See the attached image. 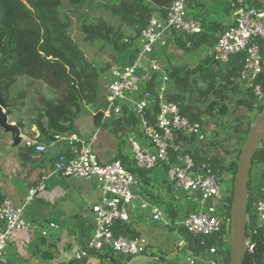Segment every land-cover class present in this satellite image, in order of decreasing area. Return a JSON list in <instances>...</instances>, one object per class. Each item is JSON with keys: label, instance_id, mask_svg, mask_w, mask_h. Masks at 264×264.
I'll list each match as a JSON object with an SVG mask.
<instances>
[{"label": "trees", "instance_id": "16d2710c", "mask_svg": "<svg viewBox=\"0 0 264 264\" xmlns=\"http://www.w3.org/2000/svg\"><path fill=\"white\" fill-rule=\"evenodd\" d=\"M172 2L173 0H0V94L5 103L9 102L10 90L18 78L26 77L32 81L44 82L50 88L51 94L49 97L40 96L42 108L35 107V118L31 121L36 123L41 140L46 143H51L57 136L68 133L72 129L77 111L84 105L89 106L96 102L99 77L116 63L119 55L133 46L153 15L165 16ZM92 12L107 15L108 19L93 16ZM74 24H77L80 42L89 49L110 53V62L95 63L90 60L81 48V43L70 34ZM216 41L214 35L204 32L184 37L179 35L175 39L177 47L187 52L201 46L211 48ZM259 45L264 67V41H259ZM244 60L245 54L240 53L230 57L226 64L220 65L215 63L211 56H207L193 66L169 67V77L176 92L168 94V99L178 105L181 114L190 122L200 124L203 133L201 138L200 133L178 134L175 140L178 151H170L172 162H175L178 155L188 154L193 160L195 172H201L202 167L207 166L220 180L227 172L232 176V183L234 182L241 150L237 157L226 165L225 160L211 156L209 149L199 148V145L204 143L207 132L205 129L210 126V121L218 125L219 121L229 115L231 106L248 111L262 110L261 106L264 105L255 106L258 98L254 95L252 86L261 85V93L264 94V74L259 75L252 86L242 85L239 78ZM19 95L25 96V92ZM8 106L5 111L7 116L11 114ZM17 106L16 100L15 109ZM124 114L128 116V121L137 124L134 114L133 118L127 110H124ZM101 118L102 114L96 112L95 126H100ZM120 119L114 124L117 130L122 132L124 127ZM31 121L29 122L32 123ZM28 123L19 121L17 127L23 129ZM241 124L243 123L237 127L240 128ZM250 127L251 125H248L246 131L235 134L240 137L239 141L247 136ZM236 130L235 128V132ZM228 155L226 152L225 156ZM256 162L261 164L264 175V148H260L254 155L252 163ZM250 174L251 170L249 176ZM2 200L3 195L0 193V203ZM253 201L249 180L248 218V209ZM124 226L115 223L112 228L114 236L130 239L137 237L136 233ZM249 230H255V234L251 236L254 250L246 252L242 264H264V225L257 226L251 221L246 226L247 233ZM186 234L193 256L197 258L204 250L216 247L218 264H229L230 249L226 252L220 250L227 243L225 228L218 234L207 237ZM92 252L90 254L95 255L101 264H122V261L130 259L109 250L105 251V254L102 251ZM66 264H86V260L75 259ZM192 264L201 263L194 261Z\"/></svg>", "mask_w": 264, "mask_h": 264}, {"label": "built area", "instance_id": "2783aa9c", "mask_svg": "<svg viewBox=\"0 0 264 264\" xmlns=\"http://www.w3.org/2000/svg\"><path fill=\"white\" fill-rule=\"evenodd\" d=\"M192 0H173L163 17L153 15L147 26L141 31L135 42L136 53L133 63L114 64L109 69L111 81L108 85L106 107L100 109L103 118L111 116L120 118L124 110H129L137 119V126L148 144L142 147L133 134L128 138L134 169L144 172L153 170L157 165H167L171 173L169 184L176 194L188 197L194 202L210 203L205 209L190 210L185 218L176 224L192 236H213L222 229L230 233V210L232 189L222 186V181L207 166L201 172L194 171L190 155H178L175 162L170 160V151H178L175 143L178 134L196 135L201 132V125L190 122L183 116L178 105L167 97V84L170 77L167 71L152 59L155 46L164 33L175 32L177 35H196L202 32L203 21L188 14ZM229 3L231 23L217 36L212 47L211 57L217 64L224 65L229 58L245 54L244 67L239 78L242 85L252 86L259 75L264 74L259 41H264V3L256 0H227ZM144 72L138 75L142 65ZM155 75L151 89L153 102H147L137 96L139 88L148 86ZM155 86V88H154ZM253 93L261 98V85H253ZM56 139H62L57 136ZM69 152L60 153L54 164V174L76 180L95 178L99 183L103 197L91 207L93 234L84 248L76 254V260L87 256L88 251H112L123 257H135L143 254L147 248L145 238L133 239L114 236L112 228L115 223L128 221V208L134 201L133 188L137 179L119 159L102 163L89 145H82L77 151L73 147L80 143L73 135L63 139ZM26 149L35 153L46 152V146L33 138H22ZM255 170L249 176L250 191L254 198L247 224L254 221L257 226L264 225V175L262 166L255 163ZM45 188L44 180L28 189L26 204ZM197 195V197H196ZM144 207V206H143ZM152 219L168 227L169 222L157 208L150 210ZM0 264H5L6 250L13 237L28 226L23 216V209L14 207L10 198H3L0 203ZM255 230L246 235V252L254 250L251 236ZM218 249L210 247L192 260L201 264H218Z\"/></svg>", "mask_w": 264, "mask_h": 264}, {"label": "crops", "instance_id": "0c3cea01", "mask_svg": "<svg viewBox=\"0 0 264 264\" xmlns=\"http://www.w3.org/2000/svg\"><path fill=\"white\" fill-rule=\"evenodd\" d=\"M212 1L192 0L187 11L191 16L194 14L204 22L202 32L217 38L231 23V14L228 10L224 17H220L216 14ZM176 37L179 35L175 32H165L161 41L155 46L152 56V59L168 74L171 66H193L199 60L211 56L212 47L207 46L198 47L190 52L180 50L175 42ZM135 53L134 43L130 49L117 57L114 64L133 63ZM138 70V75H141L144 66H140ZM110 81L111 75L108 70L99 77L96 102L89 106L84 105L80 111H77L72 129L61 135L62 139H55L51 143L42 141L36 123L31 121L34 120L35 114L27 115L26 123L29 121L32 123L29 122L23 129H19L21 140L23 137L36 139L46 146L45 153L38 154L26 149L22 142L19 146L13 147L11 141L7 153L3 154V163L0 164V193L3 198H10L14 207L23 209L24 220L28 224L27 228L16 234L9 243L5 264H66L75 260L76 254L91 238L93 234L91 207L103 197L99 183L95 178L76 180L54 174L57 156L69 152L68 144L63 139L73 135L80 140V143L73 147V151H77L82 145H89L100 162L119 159L130 172L133 171L131 173L137 179V184L133 188L135 199L128 208V221L118 223L136 233L137 237L145 238L150 252L151 250L159 252L162 248L170 250L172 246L166 243L169 232L178 229L176 224L182 221L190 210L205 209L210 204L200 206L198 202L176 194L169 184L171 170L167 165H157L153 170L141 173L134 169L129 157L131 152L128 138L133 134L142 147H148V144L137 124L128 121V116L124 112V116L120 117L123 119L113 116L104 119L102 115L100 126H95L94 115L106 107ZM166 87L167 94L176 92L171 80ZM137 96L142 97L139 94ZM131 114L130 112L129 116ZM130 117L133 118V114ZM119 119L124 127L122 132L118 131L114 124ZM42 180L45 184L44 190L38 192L33 200L26 204L28 189L37 186ZM221 181L223 184L226 182L224 184L226 188L232 189L231 174L226 172ZM152 207L162 212L163 217L170 224L168 227H163L160 222L152 219L150 212ZM1 228L0 223V230ZM177 247L187 248L190 258L192 257V260L196 258L187 243L178 242ZM90 252L92 251H88L87 256L83 258L86 264H101L100 260ZM168 255L169 253L163 252L165 259H158L152 253L151 258L154 259L152 263H167ZM171 256L176 257V255Z\"/></svg>", "mask_w": 264, "mask_h": 264}, {"label": "rangeland", "instance_id": "374dc122", "mask_svg": "<svg viewBox=\"0 0 264 264\" xmlns=\"http://www.w3.org/2000/svg\"><path fill=\"white\" fill-rule=\"evenodd\" d=\"M212 2H213L212 5L214 7L216 14H219L220 17H224L226 13L228 12V10H230L229 3L227 2V0H213ZM91 14L93 16H103L99 14V12H92ZM103 17L108 19L107 15H104ZM192 17L198 18L194 14L192 15ZM70 34L73 38H75L78 42H80L81 36L77 29V24H74ZM81 48L86 52L90 60L94 61L95 63L110 62V55H109L110 53L108 52H99L94 49H89L87 48V46H85L82 43H81ZM23 91L25 92V96H20L19 94ZM10 92H11L10 99H9V102L6 104L9 105L8 107L11 110V114L7 117H8V121L15 126H17V123L19 121H22V122L24 121L26 123L27 115L29 116L33 114L35 107L42 108V101L40 100V96L49 97L51 94L50 88L44 82L32 81L31 79L26 78V77L17 79L15 85H13ZM138 94L141 95L145 101L153 102V96L151 92L148 91L145 87L139 88L137 95ZM53 99H55V96L53 97ZM16 100L18 101V106L15 109L14 103ZM260 104L264 105V95L261 96V98L259 99L258 103L255 104V106H258ZM261 107H262V110L260 111L258 110L248 111L243 108L236 109L234 106H231L230 107L231 111L229 115L226 118L219 121L218 125L217 123L215 122L212 123V121H210V126H206L205 130L207 132L204 137V143L200 144L199 148L203 147L204 149H209L211 156L220 157L222 161L223 160L226 161V165H229L228 162H230L231 160H234L237 157L238 152L242 150L245 140L247 138V136L246 137L243 136L244 138L241 141H239L240 137L238 138V136H236L235 134L237 132L246 131L248 128V125L253 126L255 119L257 117H260L262 114H264V106H261ZM240 123H243V124H241L240 125L241 127L239 128L237 126ZM235 128L237 129L236 132H235ZM202 136H203V133L201 131L199 134V138H201ZM234 137L236 138V141H234L235 140ZM10 142H11L10 135L4 133L0 129V164L3 163L2 161L4 157L3 154L7 153ZM224 143H226V145L228 144L227 147H225L226 145ZM214 144L216 146H213ZM212 146L214 147V149L212 148ZM260 148H264V140L258 146V149ZM213 150H215V152H213ZM226 152L229 153L228 157L225 156ZM129 157L132 162L131 155H129ZM256 167L257 166L255 165V163H252L250 170L251 171L255 170ZM0 168H1V165H0ZM224 184H226V182H224ZM224 184H222L223 187L226 186ZM231 186L233 187L232 181H231L230 187ZM250 193L252 192L250 191ZM248 211H249V216H251L250 214L251 209L249 208ZM177 228H178L177 230H172L169 232L170 233L169 238L166 240V243L172 246L170 250H166L162 248L159 252H157L156 250H151L152 252H150V250H148L149 248H147V250L143 254L135 256V257H131L128 261H122V264L152 263L154 262V259L151 258L152 253L155 258L157 257L158 259L160 258L165 259V256H163V252L169 253L168 255L169 257L167 258L168 260L167 263L169 264H190V261L193 258L192 257L190 258V255L187 253V248L184 247L180 249L177 247L178 242H184L188 244L187 234L185 233L183 229H180L179 227ZM228 236L229 234H227V238ZM228 248H229L228 244L225 243L220 250L222 252H226ZM105 251H102V253H105ZM171 255H176V257H173Z\"/></svg>", "mask_w": 264, "mask_h": 264}, {"label": "water", "instance_id": "95a60500", "mask_svg": "<svg viewBox=\"0 0 264 264\" xmlns=\"http://www.w3.org/2000/svg\"><path fill=\"white\" fill-rule=\"evenodd\" d=\"M264 3V0H256ZM155 75H152L148 82V90ZM7 105L0 94V129L10 135L12 146L17 147L21 144L20 130L17 126L8 121L6 115ZM264 140V114L255 119L253 126L250 127L244 146L239 154L236 174L232 187V200L230 210V233L227 244L230 248L229 264H242L246 255V226H247V198L249 173L252 166L253 157L258 152V146ZM156 264V263H148ZM168 264V263H161Z\"/></svg>", "mask_w": 264, "mask_h": 264}]
</instances>
